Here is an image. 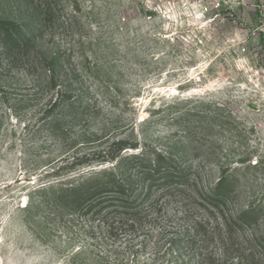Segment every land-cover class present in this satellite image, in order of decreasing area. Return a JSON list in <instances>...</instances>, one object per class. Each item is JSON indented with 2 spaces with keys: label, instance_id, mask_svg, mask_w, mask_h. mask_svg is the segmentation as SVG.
Returning a JSON list of instances; mask_svg holds the SVG:
<instances>
[{
  "label": "rangeland",
  "instance_id": "374dc122",
  "mask_svg": "<svg viewBox=\"0 0 264 264\" xmlns=\"http://www.w3.org/2000/svg\"><path fill=\"white\" fill-rule=\"evenodd\" d=\"M56 1L61 20L87 24L102 40L87 61L78 53L61 60L60 77L80 101L73 108L46 114L43 71L20 63L0 74V264H160L177 254L208 264L222 250L235 261L244 239L264 233L263 214L251 228L235 227L228 245L217 239L222 214L255 198L264 205V57L249 33L256 0ZM35 3L0 0V13L22 22ZM49 32L39 41L50 52L68 46L69 33ZM119 138L139 140L152 156L171 153L203 181L163 195L153 187L147 216L104 242L90 216L57 212L34 188L48 181L52 160ZM220 173L239 188L213 207L199 193Z\"/></svg>",
  "mask_w": 264,
  "mask_h": 264
},
{
  "label": "trees",
  "instance_id": "16d2710c",
  "mask_svg": "<svg viewBox=\"0 0 264 264\" xmlns=\"http://www.w3.org/2000/svg\"><path fill=\"white\" fill-rule=\"evenodd\" d=\"M59 12L56 0H36L32 11L22 22L3 17L0 13V74L9 72L20 63L29 70L45 72L46 114L66 104L67 108H73L80 102L78 97L72 100L74 89L68 82L65 86L60 77L59 68L62 67L63 57L71 58L78 53L79 57L87 61L90 57L89 51L92 53V47L102 40V36L89 35L87 24L75 22L71 17L61 20ZM38 14L41 15L39 27L28 30ZM59 30L69 33L71 40L61 51L50 52L40 43V37H43L45 31H50L52 35ZM141 94V88H137L128 96L133 101ZM182 100L172 99L177 103ZM151 116L152 112L149 114ZM129 149L136 152L125 154ZM153 154L152 156L148 153L137 139L132 141L119 138L106 150L52 160L50 164L56 166L46 173L48 181L35 187L34 191L42 197L41 203L48 202L57 212L67 211L69 215L90 216L93 222L98 223L96 232L100 234V238L104 242L112 240L126 226L134 227L142 217L147 216L153 187L160 188L163 195V192L170 194L179 188H197L203 181L201 174L194 172L192 168L188 169L171 153L156 150ZM94 164L102 166L99 169L78 172L79 168ZM234 169L240 170L237 166ZM64 171L67 173L63 174ZM238 188L236 179L220 173L217 180L207 187L208 190L204 188L199 195H203L201 198L208 205L219 207L215 203L224 205L229 198H236ZM241 195L242 192L239 196ZM263 214L264 205L256 198L248 200L240 210L222 214L225 220L224 231H221L217 239L223 246L228 245L234 241L235 227L251 228L259 223ZM90 233L95 238L94 227ZM242 242L247 245L243 250H238L235 261L226 263L227 253L222 250L220 256L213 255L214 260L208 264H264V233L252 234ZM99 253L103 258V252ZM194 259L193 256L182 258L177 254L160 264H199L198 261L193 262Z\"/></svg>",
  "mask_w": 264,
  "mask_h": 264
},
{
  "label": "built area",
  "instance_id": "2783aa9c",
  "mask_svg": "<svg viewBox=\"0 0 264 264\" xmlns=\"http://www.w3.org/2000/svg\"><path fill=\"white\" fill-rule=\"evenodd\" d=\"M253 6L255 8V18L249 33L260 46V52L264 57V0H256Z\"/></svg>",
  "mask_w": 264,
  "mask_h": 264
}]
</instances>
